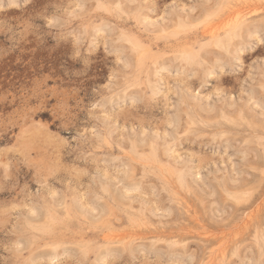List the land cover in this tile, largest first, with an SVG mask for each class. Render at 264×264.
I'll use <instances>...</instances> for the list:
<instances>
[{
  "label": "rangeland",
  "instance_id": "rangeland-1",
  "mask_svg": "<svg viewBox=\"0 0 264 264\" xmlns=\"http://www.w3.org/2000/svg\"><path fill=\"white\" fill-rule=\"evenodd\" d=\"M239 1L0 0V264H264V0L228 29Z\"/></svg>",
  "mask_w": 264,
  "mask_h": 264
},
{
  "label": "bare ground",
  "instance_id": "bare-ground-1",
  "mask_svg": "<svg viewBox=\"0 0 264 264\" xmlns=\"http://www.w3.org/2000/svg\"><path fill=\"white\" fill-rule=\"evenodd\" d=\"M240 3H239V6L237 7V8H235V9H232L230 12H226V13H228V14H224V18L222 19V24L224 25V27L226 26V27H231V28H235L238 24H241V23H243L245 20H246V18H247V16L251 13V12H253L252 10V8H251V6H253L252 4H251V2H250V0H242V1H239ZM255 2V1H254ZM254 2H252V3H254ZM264 2V1H263ZM256 3H258V2H256ZM255 3V4H256ZM238 4V3H237ZM261 4H262V2H261ZM256 6H258V5H256ZM255 7V6H254ZM259 7V6H258ZM262 7H263V5H262ZM255 8H257V7H255ZM260 9V8H259ZM258 10V9H257ZM256 10V11H257ZM262 11V10H261ZM220 21H221V19H219ZM219 22V21H218ZM221 24V23H220ZM220 24L218 25V26H220ZM213 25V24H212ZM222 27V26H221ZM229 27H228V29H229ZM205 28H206V26H205ZM230 28V29H231ZM240 29V28H239ZM213 30H215V31H213ZM225 30V29H224ZM232 30V29H231ZM203 31V30H202ZM218 31V30H217ZM205 32L206 33H208V35H211V36H213L214 37V34H216L217 32H216V29H215V26L213 25V26H207V28H206V30H205ZM204 32V33H205ZM230 32H233V31H230ZM224 34V33H223ZM233 34H234V32H233ZM236 35V34H235ZM215 36H217V35H215ZM218 37H220V36H218ZM233 37H234V35H233ZM222 38H224V37H222ZM226 38V37H225ZM219 38H217V40H218ZM226 40H227V38H226ZM134 42V41H133ZM215 42V41H214ZM217 42V41H216ZM220 42H222V41H220ZM227 42V41H226ZM133 44V43H132ZM137 44V43H136ZM215 44V43H214ZM217 44V43H216ZM216 44H215V46H216ZM227 44V43H226ZM133 45H135V44H133ZM142 45H144V46H146L145 44H142ZM142 45H139V46H142ZM148 46V45H147ZM139 49H141V48H139ZM151 50V49H150ZM151 52V51H150ZM184 55V54H183ZM190 54H188V56H189ZM187 56V57H188ZM186 57V56H185ZM195 57V56H194ZM197 57V56H196ZM191 59V58H190ZM189 59V60H190ZM179 179V178H178ZM180 180V179H179ZM121 236V235H120ZM119 237V236H118ZM117 237V238H118ZM111 238V237H110ZM114 238V237H113ZM112 238V239H113ZM116 238V239H117ZM121 241V240H120Z\"/></svg>",
  "mask_w": 264,
  "mask_h": 264
},
{
  "label": "snow or ice",
  "instance_id": "snow-or-ice-1",
  "mask_svg": "<svg viewBox=\"0 0 264 264\" xmlns=\"http://www.w3.org/2000/svg\"><path fill=\"white\" fill-rule=\"evenodd\" d=\"M260 42H261V44H264V36L261 37Z\"/></svg>",
  "mask_w": 264,
  "mask_h": 264
}]
</instances>
